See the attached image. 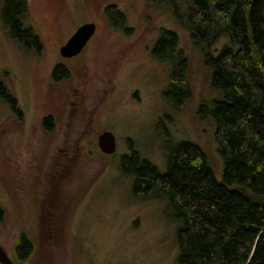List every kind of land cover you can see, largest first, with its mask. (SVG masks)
I'll return each instance as SVG.
<instances>
[{"label":"rangeland","instance_id":"1","mask_svg":"<svg viewBox=\"0 0 264 264\" xmlns=\"http://www.w3.org/2000/svg\"><path fill=\"white\" fill-rule=\"evenodd\" d=\"M109 4L125 14L129 31L110 23ZM2 6L0 0V79L22 112L0 98V247L14 264H179L183 222L160 193L137 196L121 161L136 150L165 171L176 144L190 140L222 177L216 124L198 114L223 97L212 85L207 50L193 43L171 6L151 0H29L25 21L40 36V51L9 36ZM89 22L94 35L64 57L62 46ZM163 27L178 34L175 54L188 58L190 97L180 106L164 96L172 64L153 53ZM229 41L222 35L210 53ZM59 63L70 76L56 81ZM47 115L55 120L51 131ZM162 117L168 141L158 129ZM106 131L115 137L112 153L98 144ZM22 234L35 246L25 262L16 252Z\"/></svg>","mask_w":264,"mask_h":264},{"label":"trees","instance_id":"2","mask_svg":"<svg viewBox=\"0 0 264 264\" xmlns=\"http://www.w3.org/2000/svg\"><path fill=\"white\" fill-rule=\"evenodd\" d=\"M151 1L171 6L193 43L207 50L212 85L223 97L201 105L198 114L216 124L222 177L204 148L190 140L176 144L165 171L136 150L122 156V169L133 178L137 196L160 193L172 216L183 222L178 233L179 264H264V0ZM28 8L29 0H3L1 19L13 40L40 51L41 38L25 21ZM105 13L114 27L129 31L116 4L107 5ZM224 34L229 43L217 55L211 54L210 47ZM178 40L174 30L163 27L153 48L155 56L172 64L164 96L175 106L190 97L185 80L188 58L175 54ZM52 74L61 81L70 70L59 63ZM0 98L21 114L17 98L2 79ZM43 123L47 130L55 127L52 115ZM158 129L170 140L164 117ZM4 215L0 204V221ZM34 250L33 241L22 234L16 247L20 262Z\"/></svg>","mask_w":264,"mask_h":264},{"label":"water","instance_id":"3","mask_svg":"<svg viewBox=\"0 0 264 264\" xmlns=\"http://www.w3.org/2000/svg\"><path fill=\"white\" fill-rule=\"evenodd\" d=\"M96 31V24L93 22L81 25L75 33L68 39L61 48V54L64 57H71L80 53L86 46L89 39ZM98 144L101 150L105 153H112L115 151V137L111 132H103L99 135ZM0 263L14 264L7 253L0 247Z\"/></svg>","mask_w":264,"mask_h":264}]
</instances>
